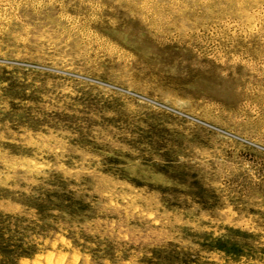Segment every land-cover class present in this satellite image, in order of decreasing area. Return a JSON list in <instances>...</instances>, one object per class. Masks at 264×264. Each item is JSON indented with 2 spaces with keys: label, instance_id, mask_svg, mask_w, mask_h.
<instances>
[{
  "label": "rangeland",
  "instance_id": "374dc122",
  "mask_svg": "<svg viewBox=\"0 0 264 264\" xmlns=\"http://www.w3.org/2000/svg\"><path fill=\"white\" fill-rule=\"evenodd\" d=\"M0 264H264V0H0Z\"/></svg>",
  "mask_w": 264,
  "mask_h": 264
}]
</instances>
